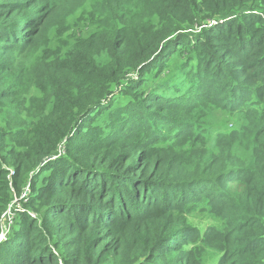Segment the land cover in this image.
<instances>
[{
    "label": "trees",
    "instance_id": "16d2710c",
    "mask_svg": "<svg viewBox=\"0 0 264 264\" xmlns=\"http://www.w3.org/2000/svg\"><path fill=\"white\" fill-rule=\"evenodd\" d=\"M27 187L0 264H264V0H0V235Z\"/></svg>",
    "mask_w": 264,
    "mask_h": 264
},
{
    "label": "rangeland",
    "instance_id": "374dc122",
    "mask_svg": "<svg viewBox=\"0 0 264 264\" xmlns=\"http://www.w3.org/2000/svg\"><path fill=\"white\" fill-rule=\"evenodd\" d=\"M206 110V111H204ZM228 114L225 112H220L216 109H214L213 107H209L206 109H203L202 112L196 114V116H194L193 120L195 122H197V124L200 127H204L207 129L206 134H210L213 133V136H208V140L211 139L214 136L217 135V133L220 130V125H221V121L224 120L225 117H227ZM219 129V130H217Z\"/></svg>",
    "mask_w": 264,
    "mask_h": 264
},
{
    "label": "built area",
    "instance_id": "2783aa9c",
    "mask_svg": "<svg viewBox=\"0 0 264 264\" xmlns=\"http://www.w3.org/2000/svg\"><path fill=\"white\" fill-rule=\"evenodd\" d=\"M28 187L26 191L21 195L16 197L9 205L7 211L2 218V233L0 235V241L6 239V236L13 225L15 218V211L23 210L21 207V202L27 200Z\"/></svg>",
    "mask_w": 264,
    "mask_h": 264
},
{
    "label": "clouds",
    "instance_id": "9594fccd",
    "mask_svg": "<svg viewBox=\"0 0 264 264\" xmlns=\"http://www.w3.org/2000/svg\"><path fill=\"white\" fill-rule=\"evenodd\" d=\"M23 193H24V192H23ZM23 193H22V194H23ZM22 209L24 210L23 207H22ZM6 211H7V210H6ZM17 211H21V210H17ZM13 223H14V222H13ZM11 227H12V226H11ZM10 230H11V229H10ZM10 230H9V231H10ZM1 233H2V232H1ZM8 233H9V232H8ZM7 235H8V234H7ZM6 238H7V236H6ZM3 240H5V239H3ZM1 241H2V240H1ZM1 241H0V242H1Z\"/></svg>",
    "mask_w": 264,
    "mask_h": 264
},
{
    "label": "water",
    "instance_id": "95a60500",
    "mask_svg": "<svg viewBox=\"0 0 264 264\" xmlns=\"http://www.w3.org/2000/svg\"><path fill=\"white\" fill-rule=\"evenodd\" d=\"M49 159H51V157H49V158H46V159L43 161V163H44V162H46V161H47V160H49Z\"/></svg>",
    "mask_w": 264,
    "mask_h": 264
}]
</instances>
